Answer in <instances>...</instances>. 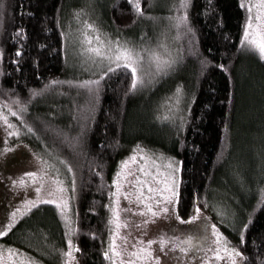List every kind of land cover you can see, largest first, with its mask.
Returning a JSON list of instances; mask_svg holds the SVG:
<instances>
[{
    "label": "trees",
    "instance_id": "obj_1",
    "mask_svg": "<svg viewBox=\"0 0 264 264\" xmlns=\"http://www.w3.org/2000/svg\"><path fill=\"white\" fill-rule=\"evenodd\" d=\"M81 2L0 0V105L12 109L31 128L32 139L72 169V242L79 249L78 263L109 264L104 253L112 177L128 149L147 146L157 131L155 107L179 89L186 95L180 133L168 148L154 141L179 160L178 211L188 215L204 209L216 187L238 193L229 174L242 173L247 191L238 197L241 226L227 238L242 253V264H264V60L242 43L250 0H184L187 7H180L181 0H140L139 15L129 0L100 4L106 26L149 38L165 16L178 17L173 30L180 37L181 55L173 63L175 79L151 88L158 98L145 102L134 101L132 75L124 66L105 72L92 91L52 94L70 72L64 17L91 12ZM44 208L28 214L16 233L22 236L38 216L48 221L39 224L42 235L33 256L50 264L44 258L48 253L58 264L64 228L55 211ZM207 221L193 229L196 239L204 236Z\"/></svg>",
    "mask_w": 264,
    "mask_h": 264
},
{
    "label": "rangeland",
    "instance_id": "obj_2",
    "mask_svg": "<svg viewBox=\"0 0 264 264\" xmlns=\"http://www.w3.org/2000/svg\"><path fill=\"white\" fill-rule=\"evenodd\" d=\"M78 1L84 2L82 4L84 9L91 7V12L88 11L89 15L83 12V16L79 18H73L69 12L68 16L64 17L65 51L66 57L69 59L70 72L57 81L52 94L68 96L77 89L89 91L93 88V83L87 82L97 81L105 72L109 71L110 67L113 70L118 68L117 63L120 67L124 66L132 75L131 69L125 66L123 59L110 63L107 58L111 55L109 48L115 52L116 44L120 43L133 49L134 55L137 57L134 66L137 68L138 83L133 88L134 101H137L136 99L142 100V102H145V99L150 101L153 96L156 101L158 92L151 88L158 84L166 86L176 76L174 74L177 67L173 63L177 58H180L181 47L179 45L180 37L176 38L173 27L177 26L178 17L174 13L165 16L163 23L158 24V31L155 35L153 32L154 38H149L148 35L135 32L136 30L121 33L106 26L103 11L101 12L99 8L105 0ZM257 3L258 0L249 2V5H253L251 13L248 11V16L253 17V25L256 24L255 17L258 9L255 5ZM80 9L74 8L72 12H77ZM149 18L150 15L146 16L145 21L150 28L152 22L149 21ZM87 24H92L93 28H88ZM152 31L153 29L149 33L151 34ZM249 31L253 33L254 30L250 29ZM250 39L251 36L249 39L243 38V46L264 60L259 49L250 44ZM95 48H99L101 52L105 53V56H99L90 51ZM169 95L164 96L161 104L155 107L154 123L157 131L150 139L148 138L151 144L147 143V146L138 144L128 149L112 177L106 241L109 264H121V261L123 264H128L130 260L134 264H143L129 253L133 251V245H136L138 249L141 246L139 241L148 239L156 241L151 245V248L154 255L161 257L160 264H232L233 259L236 264H242V256L233 254L232 257H229L224 251H220L219 258L214 254L218 249L214 243L216 238L211 229V225L215 224L222 234L221 247L226 246L229 250L234 247L227 236L237 235L241 226L242 208L237 204L238 197L242 198L247 191L242 181V173L239 174L235 171L234 174H229L231 180H234V186L239 185L236 187L238 193H234L226 187H216L210 197L205 200V208L200 209L199 213L194 210L188 215H181L178 211L179 160L175 156H171L170 152L162 146L158 147L160 144L155 146L154 142H160L168 148L172 143V138L179 135L181 130L180 120L183 117L186 104L184 103L185 92L179 90L173 96ZM74 96L76 97V95ZM12 113H15L12 109L0 105V230L7 229L6 234L0 236V264H30L31 261H35L36 264H44L42 260H36L33 255L35 246L40 244L38 238L42 235L39 224L48 221L39 218V216L36 217L37 219L28 227L27 231H23L22 236L18 232L16 233V227L32 211L43 207L47 208L42 210H47L50 207L49 209L55 211L64 228L65 249L63 253L69 251L68 240L72 241L74 231L73 175L59 158H56L47 149L40 147L39 143L32 139L30 131L25 127L23 121ZM9 132H12L13 135H8ZM260 142L258 138L256 150H258V145H261ZM133 155H135V160L128 164L125 171L131 170L135 176H139L142 180L148 179L152 186L161 189L164 188L163 181L165 180L177 182V196L173 197L171 204H157V200H163V196L159 194L152 196L151 199L155 210L158 211L161 206H167L168 213H161L159 216L149 218L150 214H140L138 209L143 208L144 205L138 204L134 196L131 201L125 198V192L134 191L133 185L123 183L124 177H117L116 173L121 171V161L127 160ZM170 163L172 164L171 168L168 166ZM141 168L151 175L145 177L144 172L139 171ZM28 172H36L37 175L35 178L25 175ZM135 176L127 177V180L133 181ZM21 179L24 181L23 185L19 183ZM115 179L122 181L119 193H117V185L113 183ZM14 180L17 181L15 185L12 183ZM221 180L225 183L226 176H222ZM37 188H40L39 193L36 191ZM143 192L145 195H151L148 193L147 187L143 188ZM29 201L31 203H28ZM65 203L67 204L66 209L64 208ZM14 211L16 214L13 221L11 214ZM177 216L181 219H177ZM192 216L196 218L189 220V217ZM117 217L120 218L119 227L117 226ZM204 218L209 220L206 222L207 230H204V236L207 239H196L192 231L202 227ZM145 219L149 220L146 226L141 223ZM125 221L128 224L127 227L124 226ZM161 236L170 240L173 237H179L180 240H177L176 243L187 236H192L193 246L187 254L180 253L178 248L173 249L171 243L165 246L164 251H160L159 239ZM113 238H115L117 250L121 252L120 256H114L110 251ZM143 246L148 247L146 244ZM71 250L75 259L63 255L58 264H79L73 242ZM43 251H47L45 247ZM44 256L45 260L52 264L50 255L45 253ZM152 264L155 262L153 261Z\"/></svg>",
    "mask_w": 264,
    "mask_h": 264
},
{
    "label": "snow or ice",
    "instance_id": "obj_3",
    "mask_svg": "<svg viewBox=\"0 0 264 264\" xmlns=\"http://www.w3.org/2000/svg\"><path fill=\"white\" fill-rule=\"evenodd\" d=\"M129 2L132 4L133 10L136 14H142L143 9L141 7L140 4V0H129ZM241 6L243 7L244 4L242 2ZM180 7H187V4L184 2V0H181V4ZM252 7L253 5H249L248 6V11L249 13H251L252 11ZM255 7H257L258 11H257V15L255 17V21L256 24L253 25L252 21H253V17L251 15L248 16V20L247 23L245 25L244 28V38L245 39H249V37L251 36L250 39V44L255 45L258 49L259 52L261 53L262 58H264V0H258L257 5H255ZM186 19V17H185ZM88 28H93L92 24H87ZM250 29H253V33H250ZM97 39H99V37H97ZM243 43V41H242ZM90 51L95 52L97 55L99 56H105V53L101 52L99 48H95V49H90ZM109 52L111 53V55H109L107 58L109 59L110 63L113 62H117L120 61L121 59L124 60L125 66L130 68L132 71V88H135L137 83H138V78H137V68L134 66V61L137 59V57L134 55V50L131 48H128L126 45H121L120 43L116 44V51L112 52V49L109 48ZM17 55H19V53H17ZM114 57V59H113ZM117 67H120L119 63H117ZM113 71V69L110 67L109 68V72ZM106 75V73H105ZM87 83H98V81H90ZM89 91H92V89H89ZM179 91V89H178ZM13 115H16V113H12ZM5 122L7 123V120L5 119ZM9 128H11V125H9ZM29 131H31V128H29ZM8 135H13L12 132H9ZM135 160V155H133L132 157H129L127 160H123L121 161V171H118L116 173L117 177H124L123 179V183H131L133 185L134 191L133 192H125V198L129 199L131 201L132 197H135V200L138 204H143L144 207L138 209V211L140 212L141 215H145V213L150 214L149 218L151 217H156L159 216L161 213H168L169 212V208L167 206H161L159 208V210H155L152 206L151 203V199L152 196L159 194L160 196H163V200H157L156 203L160 204V205H164V204H171L172 203V199L173 197L177 196V192H176V185L177 182L176 181H169V180H165L163 181L164 184V188L161 189L160 187H154L152 186L151 182L148 179H141L139 176H135V173L131 170H127L125 171V169L128 168V164L130 162H134ZM63 163V161H61ZM46 163V162H45ZM170 168L172 167V164L170 163L168 165ZM69 171H71V167H69L68 169ZM139 171L144 172V176L147 177L149 175H151L148 172H145L143 168H141ZM178 171V169H177ZM25 175L30 176L35 178L37 173L36 172H28L25 173ZM131 176H135V179L133 181H129L127 180V177H131ZM12 183L15 185L17 183V181H12ZM20 185H23L24 181L23 179H21L19 181ZM113 183L117 185V193H119V189L122 186V181L120 179H115L113 180ZM147 187V191L149 194L151 195H145V193L143 192V188ZM37 193L40 192V188L36 189ZM54 202V201H53ZM28 203H31L30 201ZM64 208H67V204H64ZM196 213L200 212L199 208H196ZM15 211L11 214L13 217V221L15 218ZM195 216L189 217V220L195 219ZM65 219H67V217H65ZM177 219H181V217L177 216ZM142 224H144L145 226L149 223L148 219H145L143 221H141ZM11 226V224L9 225V227ZM117 226H120V218L117 217ZM124 226L127 227L128 224L125 221L124 222ZM204 230H207V225L205 224L204 226ZM245 227H247V225H245ZM211 229H212V234L213 236H215V245L218 249V251H216L214 254L219 258V254L220 251H224L228 254L229 257H232L233 254H235V256H242V253L235 247L231 248V250H229L226 246L221 247V236L222 234L218 231L217 227L215 224L211 225ZM7 229L5 230H0V236H4L6 234ZM126 239V238H125ZM201 240H206L207 237L206 236H201L200 237ZM177 240H180L179 237H173L171 240L161 236L159 239V248L160 251H164L165 250V246L169 243H171V246L173 249H179L180 253L183 254H187L190 250V248L193 246L192 245V241H193V237L192 236H187L185 239L181 240L179 243H176ZM199 242V241H198ZM241 242H243V236L241 238ZM154 243H156V241L152 240V239H148L147 241H139V244L141 245L138 249L136 247V245H133V251L129 253V255L135 256L137 258V260L143 262V264H152V262L154 261L155 264H160V260L161 257L159 255H154L153 249L151 248V245H153ZM146 244L148 245V247H144L143 245ZM68 245H69V251L62 253L63 255L68 256L70 259H75V257L72 256V250H71V245H72V241L68 240ZM76 251H79V249H75ZM110 251L113 253L114 256H120L121 252L117 250L116 248V244H115V238H113L112 241V246L110 248ZM105 257L108 258L109 253L105 252L104 253ZM30 264H36L35 261H31ZM121 264H123V261H121ZM128 264H134L133 261H128ZM232 264H236V261L233 259L232 260Z\"/></svg>",
    "mask_w": 264,
    "mask_h": 264
}]
</instances>
